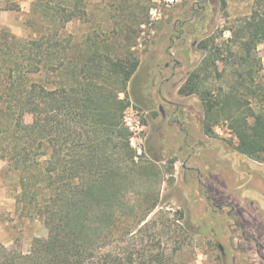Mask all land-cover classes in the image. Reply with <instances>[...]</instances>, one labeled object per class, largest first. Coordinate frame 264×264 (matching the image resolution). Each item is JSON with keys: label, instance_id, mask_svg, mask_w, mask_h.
Here are the masks:
<instances>
[{"label": "trees", "instance_id": "1", "mask_svg": "<svg viewBox=\"0 0 264 264\" xmlns=\"http://www.w3.org/2000/svg\"><path fill=\"white\" fill-rule=\"evenodd\" d=\"M256 4L249 16L227 29L229 57L215 58L220 52L215 47V54L202 59L178 94L200 95L206 135H212L209 122L224 119L237 141L235 149L262 160L264 87L258 82L261 61L253 53L264 41V0ZM85 6L83 0H35L33 13L47 19L49 27L21 43L7 34L10 40L0 46V63L7 65L6 71L0 68V159L18 175V202L32 204L30 213L47 230L25 253L0 245V264H174L179 243L176 236L172 240V218L157 211L147 220L158 206L149 193L131 205L124 203L126 177L144 169L134 163L123 124L130 106L127 86L139 61L126 49L130 38L111 43L114 48L89 42L77 53L65 27L83 19ZM200 48L207 50L208 43ZM217 60L230 68L232 84L227 92L213 94L204 84L221 78ZM18 61L29 65L30 74H48L55 87L27 85ZM121 93L124 100L118 99ZM175 216L174 221L183 219L181 212ZM178 229L173 233L186 230L183 224Z\"/></svg>", "mask_w": 264, "mask_h": 264}, {"label": "rangeland", "instance_id": "2", "mask_svg": "<svg viewBox=\"0 0 264 264\" xmlns=\"http://www.w3.org/2000/svg\"><path fill=\"white\" fill-rule=\"evenodd\" d=\"M34 1L0 0V46L10 40L9 35L21 43L40 37L49 27L47 19L33 13ZM83 1V19L65 27L77 53H83L89 42L97 46L104 42L114 48L115 41L125 43L130 38L126 49L139 61L127 86L131 109L123 113V117L139 122L136 137L146 144L150 127L161 123L159 106L174 111L178 120L161 132L165 151L135 153L134 163L144 169L134 174L130 171L126 177L124 203L131 205L149 193L158 206L147 220L157 211L172 218V240L176 236L179 243L174 264H264V157L253 160L241 155L224 119L214 125L209 122L212 135H206L200 95L178 94L202 59L215 54V47L220 50L215 58L229 57L226 46L231 34L227 29L249 16L258 7L256 0ZM151 10H156L155 17ZM203 42L208 43L207 50L200 48ZM253 54L261 61L258 82L264 87V41ZM18 62L27 85L55 87L48 74H30L29 65ZM3 64L0 68L6 71ZM216 67L222 76L208 80L205 91L227 92L232 84L230 68L219 60ZM1 81L0 77V91L4 88ZM124 98L123 93L118 94L119 100ZM247 98L250 108L258 112L256 102ZM25 121L31 118L26 116ZM20 193L18 175L0 159V245L25 253L33 239L47 236V230L30 213L32 204L18 202ZM175 212H181L183 219L174 221ZM182 224L185 232L173 233Z\"/></svg>", "mask_w": 264, "mask_h": 264}, {"label": "flooded vegetation", "instance_id": "3", "mask_svg": "<svg viewBox=\"0 0 264 264\" xmlns=\"http://www.w3.org/2000/svg\"><path fill=\"white\" fill-rule=\"evenodd\" d=\"M158 117L160 119V125H155L153 127H150V132L147 135L146 138V144L141 142V155L148 154V155H157L158 151H165L166 148H164V140L163 136L161 135V132L165 129L166 125H171L172 123H178V120L174 116L175 112L170 111L166 112L161 106L158 107ZM168 147V146H167ZM219 207V206H218ZM219 209H222V207H219Z\"/></svg>", "mask_w": 264, "mask_h": 264}, {"label": "built area", "instance_id": "4", "mask_svg": "<svg viewBox=\"0 0 264 264\" xmlns=\"http://www.w3.org/2000/svg\"><path fill=\"white\" fill-rule=\"evenodd\" d=\"M169 3H172L175 0H166ZM151 16L155 17L156 14V10H151L150 12ZM128 109H131V107H129ZM127 109V110H128ZM126 110V111H127ZM126 111L124 112L126 114ZM123 121L125 123V126L127 127V129L131 132V137L129 138V146L130 148L135 151V153L140 156L141 151H142V147H141V140H139L136 136H137V130H138V124L139 122L137 120L131 121L128 117H123ZM134 124H136L134 126Z\"/></svg>", "mask_w": 264, "mask_h": 264}]
</instances>
